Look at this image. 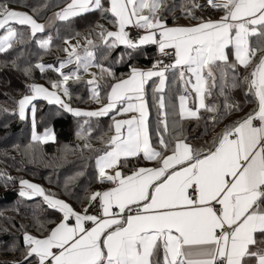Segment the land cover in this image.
<instances>
[{
    "label": "snow or ice",
    "instance_id": "1",
    "mask_svg": "<svg viewBox=\"0 0 264 264\" xmlns=\"http://www.w3.org/2000/svg\"><path fill=\"white\" fill-rule=\"evenodd\" d=\"M189 2L199 7L194 0ZM110 4L104 11L115 17L113 24L118 30L107 31L97 25L99 38L109 50L118 44L133 51L142 45L155 44L164 55L168 54L166 49L174 50V63L160 68L163 62L158 61L148 71L131 69L128 79L110 86L107 103L96 111L73 109L55 92L41 85H28L32 94L18 101L21 120L25 119L26 108L37 96L48 99L49 103L55 98V102L77 117H102L114 110L117 114L135 112L139 116L114 120L115 134L105 142L103 154L96 159L99 182L113 184L110 189L93 192L87 198L89 206L99 201L100 215L88 214L87 207L77 213L40 186L23 179L19 181L21 197H42L48 208L63 213V219L47 236L37 237L24 231L22 259L12 264H32V261L35 264H245L246 257H254L257 264H264V248L251 250L253 246L264 244V240L256 239V234L264 235V56L243 80L246 95L255 97L256 107L226 126L206 150L194 149L186 143L177 121L172 125L174 143L165 139L170 130L163 95L157 101L163 130L157 131L160 150L155 149L149 136L143 95L149 79H159L154 92L162 93L165 73L180 69L179 80L185 94L179 97V110L173 109L172 115H178L182 121L200 119V109L216 113L215 105L205 103L212 89L219 86L220 95H224L227 88L236 87L234 76L229 81V70L235 73L238 66L248 68L257 51L264 50V0H208L210 7L223 11L219 20L172 28L166 27L157 14L167 8V0H110ZM94 9H102V0H71L41 24L33 15L0 4V30L6 31V35L0 36V53L25 42L24 33L13 25L27 26L35 37L53 20L68 21ZM188 14L191 15L190 9ZM132 24L144 30L138 41L130 39L125 31V27ZM251 36L259 37L255 48L250 46ZM85 39L88 45H93L92 40ZM36 42L47 50L51 37ZM70 47L71 51L63 50L68 56L59 61V68L42 63L35 67L41 72L46 68L59 72L65 83L70 75L78 79V72L68 75L60 70L75 59L77 69L87 71L94 56L87 48L81 56L76 45ZM229 48L233 49L235 62L229 60L226 51ZM97 67L101 68V78L105 74L113 75L109 69ZM24 73L29 75L30 69L25 68ZM92 75L87 81L94 86L91 98L99 100V85L95 74ZM189 85L198 102L195 108L186 105ZM52 87H63L64 94H69L68 88L60 82H52ZM133 99L137 103H133ZM118 105L126 106L118 108ZM234 107L225 104L228 111ZM31 110L35 128V106ZM216 119L212 117L213 123ZM33 139H40L35 132ZM164 152L170 154L164 155ZM140 154L147 161H156L158 166L138 168L127 176L116 170L122 160ZM106 169L115 170L114 175ZM113 208L119 212H114ZM126 211L135 214L122 215ZM72 218L75 223L70 225L68 221ZM88 222L93 227L88 228Z\"/></svg>",
    "mask_w": 264,
    "mask_h": 264
},
{
    "label": "trees",
    "instance_id": "2",
    "mask_svg": "<svg viewBox=\"0 0 264 264\" xmlns=\"http://www.w3.org/2000/svg\"><path fill=\"white\" fill-rule=\"evenodd\" d=\"M208 0H194L193 7L189 0H167V8H162L158 15L167 26L192 25L221 17L223 11L209 6ZM70 0H0L14 10H22L43 23L47 18L61 11ZM109 1L102 0V9L82 13L68 21L57 20L55 24L31 36L27 26L13 25L24 33V43H16L12 49L0 53V264H12L22 259L24 252L23 232L33 236H47L51 229L61 220L62 214L47 207L43 198L35 196L32 199L21 197L20 180H27L37 184L47 194L63 200L76 212H82L88 205V197L93 192L106 188L110 182H99L96 159L103 154L106 141L114 135L113 122L120 117L116 111L102 117H76L63 107L36 99L35 127L37 133L50 129L54 134L53 142L42 143L31 137V125L28 118L21 120L18 115V101L24 95H31L28 85L37 84L52 89V82H60L63 77L59 72L46 68L43 72L35 67L37 63L52 65L59 68V61L66 60L65 41L77 40L80 45L88 47L95 54L94 64L97 70L99 85V100L92 99V91L87 81L88 77L77 65H68L60 71L70 75L66 82L68 88V104L73 108L95 109L104 104L111 85L127 77L131 69H151L157 56L155 45L140 46L136 50L117 45L109 50L99 38L102 25L107 31H115ZM191 10V15L188 10ZM35 10V11H34ZM259 27V26H258ZM4 30H0V35ZM51 37L50 47L41 49L38 40ZM92 40L88 45L86 39ZM259 37H249L250 46L257 47ZM130 53V55H129ZM230 62H235L228 49ZM264 56V50L257 51L253 62L248 68L237 67L235 73L229 70V81L234 76L237 86L227 88L224 95H220L219 86L212 89V95L206 97L205 103L215 105L216 113H209L204 109L199 112L200 119L179 120L173 116L178 112L177 97L185 94L184 87L179 80V70L170 69L165 73L166 81L162 93H155L157 78L151 79L146 86V105L148 110V130L152 146L160 150L158 129L161 119L158 109V98L163 95L166 111L168 112L169 134L165 139L172 141L175 130L172 125L177 121L182 131V138L194 149H207L213 138L226 126L240 120L256 107L255 97L246 95L247 86L244 77L249 75L252 68ZM109 69L113 75L101 78V68ZM29 68L30 74L25 75L24 69ZM219 75V73H217ZM219 84V81H218ZM190 93V92H189ZM190 104L194 108V94L189 95ZM235 107L228 111L225 104ZM216 116L213 123L212 117ZM164 152V155H169ZM158 165L156 161H147L143 157H130L122 160L118 170L123 175L131 174L135 169ZM42 225L43 227H40ZM162 257V252L160 251ZM35 264V261H32Z\"/></svg>",
    "mask_w": 264,
    "mask_h": 264
},
{
    "label": "rangeland",
    "instance_id": "3",
    "mask_svg": "<svg viewBox=\"0 0 264 264\" xmlns=\"http://www.w3.org/2000/svg\"><path fill=\"white\" fill-rule=\"evenodd\" d=\"M108 1L110 2V0H108ZM199 1H200V0H199ZM201 1H203V0H201ZM207 2H208V1H207ZM217 2H219V0H217ZM109 8H110V3H109ZM16 11L24 12V11H22V10H16ZM159 12H161V10H160ZM159 12H158V13H159ZM158 13H157V14H158ZM133 25H134V24H133ZM127 26L130 27V26H132V25H127ZM127 26L125 27V31H126ZM117 30H118V29L116 28L115 31H117ZM2 35H6V31H5V30L2 32V34H1L0 36H2ZM71 45H76V46H77L76 51H77V53H79L81 56H84V55H85V49L87 48L89 51H91V52L93 53V56H94V58H95V54H94V52H93L92 50H90L88 47L83 46V45H80V44H79V41H77V40H71V41H69L68 43H66V48H68L69 51L72 50L71 47H70ZM119 45H122V44H119ZM152 45H155V44H152ZM142 46H145V45H142ZM226 51H227V53H228V49H227ZM157 53H160V51L158 50V47H157ZM66 56H68V53H66ZM68 65H77L76 62H75V59H73V62L70 63V64H68ZM65 66H67V65H65ZM65 66H64V67H65ZM80 69H82V70L85 72L86 76L88 77V80H91V79L93 78V75H92V74H95V76H96V82H97V78H98V76H97L96 66H95V64H94V59H93V61H92V64L88 67L87 71H85L83 68H80ZM178 70L180 71V69H178ZM188 75L190 76V74H188ZM193 82H194V81H193ZM60 83L63 84V86H66V83H65L63 80L60 81ZM181 85H182V87H184L182 82H181ZM92 87H94V86H92ZM91 89H92V88H91ZM49 91L55 92L56 95L59 96L60 99H61L65 104H68V95H65V94H64V92H63V87H61L60 89H54V88H52V89H50ZM189 92H190V93H193V94H194V97H195V93H194V92H191V86H190V85H189ZM181 95H184V94H179L178 97H177V106H178V110H179V103H180V101H179V97H180ZM41 98H43V97H42V96H37L36 99H41ZM36 99H34V100L31 102V104H32ZM44 99H45V98H44ZM48 101H49V100H48ZM197 104H198V102L194 100V108L197 106ZM68 105H69V104H68ZM186 105H187L188 107L193 108V107L191 106V104H190V99H189V98H188V100L186 101ZM29 106H31V105H29ZM71 108H73V107H71ZM31 109H32V108H31ZM63 109H64V108H63ZM74 109H79V110H81V111H87L86 109H82V108H74ZM64 110H65V109H64ZM200 110H201V109H200ZM17 111H18V115H19V109H18V107H17ZM67 112H68V111H67ZM71 114H72V113H71ZM72 115H73V114H72ZM73 116H75V115H73ZM76 117H77V116H76ZM79 117H84V118H86V116H79ZM26 118H28V120H29V122H30V125H31V137H32V138H33V134H34V132H35V135L38 136V137L40 138L39 140H41L42 143H45V142H53V141H54V134H53V132H52L50 129H48V130H44L41 134L37 133V131H36V127H35V128L33 127V113H32V110H29V107L26 108V110H25V119H26ZM147 125H148V121H147Z\"/></svg>",
    "mask_w": 264,
    "mask_h": 264
},
{
    "label": "crops",
    "instance_id": "4",
    "mask_svg": "<svg viewBox=\"0 0 264 264\" xmlns=\"http://www.w3.org/2000/svg\"><path fill=\"white\" fill-rule=\"evenodd\" d=\"M70 2H71V0H70ZM69 2V3H70ZM219 2H223V0H219ZM110 3V2H109ZM110 7H111V4H110ZM54 14H52V15H50L49 17H52ZM224 15V14H223ZM222 15V16H223ZM221 16V17H222ZM49 17L47 18V20L45 21V22H43V23H41V24H45L47 21H48V19H49ZM221 17H219L218 19H215V20H213V21H217V20H219ZM72 18V17H71ZM58 19H56V20H53L52 22H51V24H49L45 29H48V28H50V27H52L54 24H55V22L57 21ZM208 21V20H207ZM200 23V22H199ZM199 23H195V24H192V25H178V26H167L166 25V27H168V28H172V27H192V26H195V25H197V24H199ZM132 26H133V24H132ZM128 27V26H127ZM258 27V26H257ZM141 31H142V35L144 34V30H142L141 29ZM156 46V48H157V45H155ZM230 52H231V54H232V56H233V58H234V54H233V49L232 48H230ZM148 70H150V69H148ZM148 70H140V71H148ZM130 75V74H129ZM129 75L127 76V77H125L124 79H128V77H129ZM153 78H157V77H153ZM153 78H151V79H153ZM151 79H149L148 81H147V83L144 85V93H143V95H144V100H145V102H146V95H145V91H146V86H147V84H148V82L151 80ZM119 82V81H118ZM118 82H116V83H118ZM159 84V79L157 78V83H156V86H155V88L157 87V85ZM42 86V85H41ZM44 87V86H43ZM164 87H165V85H164ZM46 88V87H45ZM48 90H50V89H48ZM110 91H111V89H110ZM109 91V92H110ZM50 92H52V91H50ZM108 96V95H107ZM42 100H44V101H46V102H48L49 103V101H48V99H44V98H41ZM53 99V104H56V105H58V106H61V104H59V103H57V102H55V98H52ZM133 103H137V101H135V99H133V101H132ZM107 103V98H106V100H105V102H104V104H106ZM102 106V105H101ZM100 106V107H101ZM124 106H126V105H118L117 107L118 108H122V107H124ZM62 107V106H61ZM100 107H98V108H95V109H86L87 111H96L97 109H99ZM74 109V108H73ZM115 111V110H114ZM147 114H148V110H147ZM118 115H121L120 117H118V118H116L115 120H126V119H130V118H132V116H139V113H135V112H128V113H122V114H118ZM147 121H148V115H147ZM113 125H114V122H113ZM113 130H114V134H115V129H114V126H113ZM137 157H143V154H140L139 156H137ZM144 158V157H143ZM158 165H156V166H148V167H144V168H154V167H157ZM96 167H97V165H96ZM97 170H98V168H97ZM116 170H118V169H116ZM106 172H108L109 174H112V175H114V173H115V170H113V169H106ZM129 175H131V174H129ZM125 176H127V175H125ZM32 184H34V183H32ZM37 185V184H36ZM111 187H113V184L110 182L109 183V185L106 187V188H104V189H102V190H100L101 192L102 191H105V190H108V189H110ZM30 191V190H29ZM42 198V197H41ZM133 208H135V205H133L132 206ZM116 208H113V210H115ZM119 210V209H118ZM77 213H81V212H77ZM62 214V218H61V220L63 219V213H61ZM61 220L57 223V224H59L60 222H61ZM68 223L71 225V224H74L75 223V220H74V222H70V220L68 221ZM56 224V225H57ZM56 225L54 226V228L56 227ZM91 227H93V225L91 226ZM91 227H89V228H91ZM256 239L258 240V241H261V240H264V235H261V234H256ZM257 248H264V244H258L257 246H253L252 248H251V250L252 251H256L257 250ZM161 252H162V250H161ZM163 255V254H162ZM161 260H162V257H161ZM245 264H257V261H256V259L254 258V257H251V258H248V257H246L245 258Z\"/></svg>",
    "mask_w": 264,
    "mask_h": 264
},
{
    "label": "built area",
    "instance_id": "5",
    "mask_svg": "<svg viewBox=\"0 0 264 264\" xmlns=\"http://www.w3.org/2000/svg\"><path fill=\"white\" fill-rule=\"evenodd\" d=\"M126 32L129 34V38L132 39L133 41H138L139 37L142 35L141 29L136 28L134 25L127 27ZM166 52L168 53L167 55H164L162 53H157L154 64L157 63L158 61H162L163 63L160 64V66H159L160 68H162L165 64L174 63V60H175L174 50L166 49ZM152 68H153V66H152ZM86 207L88 208V214H90V215H100V213H101L100 204H99L98 200L96 202H94V204L92 206L87 205ZM216 207L219 208V205H216ZM113 211L117 212V213L119 212L118 209H115ZM128 214H135V212L133 211L132 213H128L126 211L122 215L126 216ZM70 222H74V218L70 219ZM91 226H92L91 222H88L87 227L89 228Z\"/></svg>",
    "mask_w": 264,
    "mask_h": 264
}]
</instances>
